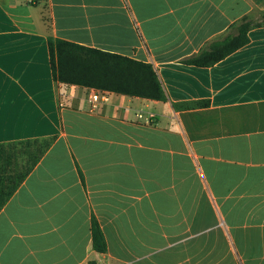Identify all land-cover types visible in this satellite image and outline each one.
<instances>
[{"label":"crops","instance_id":"1","mask_svg":"<svg viewBox=\"0 0 264 264\" xmlns=\"http://www.w3.org/2000/svg\"><path fill=\"white\" fill-rule=\"evenodd\" d=\"M245 20L247 45L184 62ZM263 21L264 0H0V144L56 137L0 212V264H264ZM49 36L152 64L168 101L55 82Z\"/></svg>","mask_w":264,"mask_h":264},{"label":"trees","instance_id":"2","mask_svg":"<svg viewBox=\"0 0 264 264\" xmlns=\"http://www.w3.org/2000/svg\"><path fill=\"white\" fill-rule=\"evenodd\" d=\"M256 25L251 21H243L226 38L215 41L201 54L184 62L197 67L217 64L247 45L249 31ZM48 44L53 77L57 83L153 101H168L158 72L152 64L51 36ZM209 104V101H196L174 104V107L177 110H191L206 108ZM55 140L56 137H52L0 144V212ZM92 236L95 251L106 253V238L95 218L92 222Z\"/></svg>","mask_w":264,"mask_h":264},{"label":"built area","instance_id":"3","mask_svg":"<svg viewBox=\"0 0 264 264\" xmlns=\"http://www.w3.org/2000/svg\"><path fill=\"white\" fill-rule=\"evenodd\" d=\"M92 100L94 102H99V101H105L106 100V95L102 94L100 91H94L93 95H92ZM145 120L147 121V123H153V116L147 117L145 118Z\"/></svg>","mask_w":264,"mask_h":264},{"label":"rangeland","instance_id":"4","mask_svg":"<svg viewBox=\"0 0 264 264\" xmlns=\"http://www.w3.org/2000/svg\"><path fill=\"white\" fill-rule=\"evenodd\" d=\"M253 23V22H252Z\"/></svg>","mask_w":264,"mask_h":264}]
</instances>
